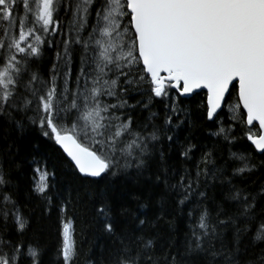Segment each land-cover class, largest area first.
<instances>
[{
	"label": "snow or ice",
	"instance_id": "6c2138e0",
	"mask_svg": "<svg viewBox=\"0 0 264 264\" xmlns=\"http://www.w3.org/2000/svg\"><path fill=\"white\" fill-rule=\"evenodd\" d=\"M0 264H264V0H0Z\"/></svg>",
	"mask_w": 264,
	"mask_h": 264
},
{
	"label": "trees",
	"instance_id": "16d2710c",
	"mask_svg": "<svg viewBox=\"0 0 264 264\" xmlns=\"http://www.w3.org/2000/svg\"><path fill=\"white\" fill-rule=\"evenodd\" d=\"M31 140L32 142L39 144V147L34 149V151L38 155L46 157L49 161L50 167H54L57 170V178L62 183V185L66 186L71 184L75 186L79 184V181L76 180L72 170L68 166L66 157H64L58 149L53 147L48 142L43 141L41 138L33 136ZM75 230H79L78 224Z\"/></svg>",
	"mask_w": 264,
	"mask_h": 264
}]
</instances>
